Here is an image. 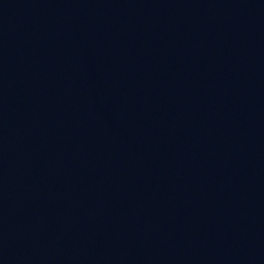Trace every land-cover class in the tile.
I'll use <instances>...</instances> for the list:
<instances>
[{
	"label": "water",
	"instance_id": "obj_1",
	"mask_svg": "<svg viewBox=\"0 0 264 264\" xmlns=\"http://www.w3.org/2000/svg\"><path fill=\"white\" fill-rule=\"evenodd\" d=\"M0 264H264V0H0Z\"/></svg>",
	"mask_w": 264,
	"mask_h": 264
}]
</instances>
